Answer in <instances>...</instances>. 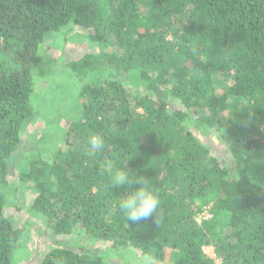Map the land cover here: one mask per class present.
Segmentation results:
<instances>
[{
    "label": "trees",
    "instance_id": "obj_1",
    "mask_svg": "<svg viewBox=\"0 0 264 264\" xmlns=\"http://www.w3.org/2000/svg\"><path fill=\"white\" fill-rule=\"evenodd\" d=\"M70 24L98 47L68 62L77 92L59 101L80 111L63 143L51 160L34 154L18 167L34 191L24 222L39 217L54 236L81 233L164 264H216L204 245L221 264H264V0H0V264H14L28 227L16 228L5 207L47 66L44 38ZM210 130L222 133L229 160L202 139ZM92 134L101 152L90 150ZM105 161L148 178L158 224L125 222L124 189L112 187ZM69 244L36 264H122Z\"/></svg>",
    "mask_w": 264,
    "mask_h": 264
},
{
    "label": "rangeland",
    "instance_id": "obj_2",
    "mask_svg": "<svg viewBox=\"0 0 264 264\" xmlns=\"http://www.w3.org/2000/svg\"><path fill=\"white\" fill-rule=\"evenodd\" d=\"M97 45V40L91 37L90 33L71 24L59 32L46 34L44 38L42 56L47 62L45 63L47 66L42 67L43 71H39L35 77L36 90L35 93L33 90L32 94L33 116L27 124L18 152L12 161L15 170L10 178L14 193L11 194L9 191V204L5 207L6 215L12 220L16 228L28 226L27 229H24L19 247L15 250L14 264H36L37 258L50 247L70 245V242H76L87 247L88 251L92 250L98 254L108 251L105 259L112 263L130 264L129 257L131 255H144L138 248L131 246L112 248L109 242L102 239L87 238L81 233L54 236L38 219L39 217L32 216L29 218L32 222H24L27 219V211L31 205L34 191L30 188L31 182L20 180L17 172L18 167H24L34 154H39L45 160H51L53 150L63 143L61 141L62 130L68 126L72 117L78 115L80 111L77 101L71 105H68L69 103L65 105L59 101L64 95L63 92H72L73 97L77 92L78 81L69 68L68 62L85 52L97 51ZM49 75H51L50 80ZM58 82L61 83V88L56 86ZM232 102L237 103L236 106H238L240 100H233ZM174 103L176 104V102ZM44 138L45 140L42 141ZM202 139L220 148L224 153V158L229 160L225 138L221 132L207 131ZM12 202H14L13 205ZM209 208L210 204L197 210L195 219L198 224H201L211 215ZM203 251L208 257L214 259L216 264H221L211 245H204ZM152 264L164 263L152 259Z\"/></svg>",
    "mask_w": 264,
    "mask_h": 264
},
{
    "label": "clouds",
    "instance_id": "obj_3",
    "mask_svg": "<svg viewBox=\"0 0 264 264\" xmlns=\"http://www.w3.org/2000/svg\"><path fill=\"white\" fill-rule=\"evenodd\" d=\"M88 145L92 152H101L104 147V139L98 134H92L88 138ZM106 172H112V187L123 188L124 192L119 196V208L124 215L125 222L139 223L153 218L158 224L163 213L159 209L160 200L147 177L136 174L134 171L115 169L111 161H105L103 165ZM130 264H152L149 254L142 256L131 255Z\"/></svg>",
    "mask_w": 264,
    "mask_h": 264
},
{
    "label": "built area",
    "instance_id": "obj_4",
    "mask_svg": "<svg viewBox=\"0 0 264 264\" xmlns=\"http://www.w3.org/2000/svg\"><path fill=\"white\" fill-rule=\"evenodd\" d=\"M210 216H211V215H209V217H210ZM209 217H208V218H209Z\"/></svg>",
    "mask_w": 264,
    "mask_h": 264
}]
</instances>
